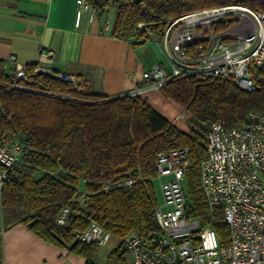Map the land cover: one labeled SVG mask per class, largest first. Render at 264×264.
<instances>
[{
  "label": "trees",
  "instance_id": "obj_1",
  "mask_svg": "<svg viewBox=\"0 0 264 264\" xmlns=\"http://www.w3.org/2000/svg\"><path fill=\"white\" fill-rule=\"evenodd\" d=\"M88 4L103 25L110 16V36L132 47L150 39L148 34L160 38L168 20L194 10L236 4L264 12V0ZM6 66L0 58V139L19 137L22 151L12 166H0L5 173L0 186V264L2 232L16 224L85 257L87 264L99 246L78 241L72 232L91 222L119 243L132 231L146 239L157 234L155 160L159 152L179 147L188 149L190 160L184 180L187 212L201 228L212 227L221 246L228 243V227L220 211L209 208L200 184L205 135L213 122L238 126L249 110L264 109V69H254L257 87L251 92L230 79L185 77L157 91L110 97L89 91L82 78L80 87L73 88L54 75L33 73L35 63L26 64L25 79L11 87L13 77ZM128 179L131 184H124ZM105 184L112 187L105 191ZM81 195L82 203L77 201ZM62 208L69 209L65 224L57 222ZM117 251L123 252L116 248L113 253Z\"/></svg>",
  "mask_w": 264,
  "mask_h": 264
},
{
  "label": "built area",
  "instance_id": "obj_2",
  "mask_svg": "<svg viewBox=\"0 0 264 264\" xmlns=\"http://www.w3.org/2000/svg\"><path fill=\"white\" fill-rule=\"evenodd\" d=\"M75 26L85 11L92 18L88 0H75ZM109 18L105 27L108 28ZM139 27L142 24H138ZM164 61L144 69V83L128 94L162 89L172 80L215 77L233 80L251 92L256 89L254 69H264V12L243 5L206 7L167 21L160 38L148 34ZM53 51L44 57L51 60ZM33 73H46L79 88L75 74L52 70L36 63ZM11 87L25 79V65L16 66ZM206 157L200 165V184L212 211L219 210L228 227V243L220 245L216 231L200 227L187 212L184 191L185 171L190 165L186 147L157 154L155 180L162 202L155 209L159 232L149 239L135 231L120 240L128 254L126 264H264V109L249 110L238 126L213 122L205 135ZM19 137L7 134L0 139V166L9 168L21 154ZM5 173H0V186ZM128 179L124 184H131ZM116 183L114 185H120ZM112 184L103 185L107 191ZM81 195L77 201L82 203ZM68 208H62L57 222L65 224ZM80 242L107 244L111 234L91 222L82 231H73ZM95 264V263H88Z\"/></svg>",
  "mask_w": 264,
  "mask_h": 264
},
{
  "label": "crops",
  "instance_id": "obj_3",
  "mask_svg": "<svg viewBox=\"0 0 264 264\" xmlns=\"http://www.w3.org/2000/svg\"><path fill=\"white\" fill-rule=\"evenodd\" d=\"M75 11V0H0V58L7 70L40 63L77 75L87 87L94 83L110 97L142 85L135 47L110 36L89 11L75 26ZM48 50L51 60L44 57ZM2 252L3 264H87L85 257L40 239L22 224L2 232Z\"/></svg>",
  "mask_w": 264,
  "mask_h": 264
},
{
  "label": "rangeland",
  "instance_id": "obj_4",
  "mask_svg": "<svg viewBox=\"0 0 264 264\" xmlns=\"http://www.w3.org/2000/svg\"><path fill=\"white\" fill-rule=\"evenodd\" d=\"M109 20L111 18L109 16ZM106 23V21H105ZM135 52L138 59V67L135 71L141 78L142 69L148 66L152 61H164L163 55L161 54L158 46L151 39L146 40L144 43L139 44L135 47ZM88 89L91 92H101V88L97 89L94 83L88 84ZM181 114H179L180 116ZM155 192L159 203L162 202V195L158 181H155ZM119 240L116 237H111L109 242L103 246H100L94 255V261L96 264H125L129 256L127 253L122 252L120 255L118 251L113 253V250L117 247Z\"/></svg>",
  "mask_w": 264,
  "mask_h": 264
}]
</instances>
